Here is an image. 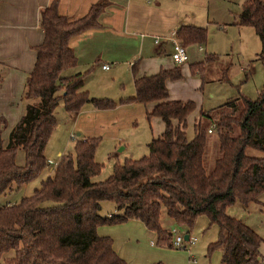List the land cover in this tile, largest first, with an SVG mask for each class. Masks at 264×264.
Returning a JSON list of instances; mask_svg holds the SVG:
<instances>
[{
  "label": "trees",
  "instance_id": "obj_1",
  "mask_svg": "<svg viewBox=\"0 0 264 264\" xmlns=\"http://www.w3.org/2000/svg\"><path fill=\"white\" fill-rule=\"evenodd\" d=\"M106 4L107 0H97L75 20L58 14L55 0L40 11L42 40L33 47V65L23 82V112L4 144L0 136V194L29 182L46 166L43 152L59 101L66 113L78 112L85 104L96 110L116 106L82 90L88 71L60 75L76 63L69 38L97 26ZM237 25L252 28L260 44L256 59L262 65L263 82L255 98L238 94L200 110L187 140L185 117L194 104L167 99L164 84L181 78L179 67L134 77L133 95L120 103H152L146 119L154 116L163 124L162 132L147 143V154L114 164L107 178L94 182L91 178L101 168L93 158L98 138H76L73 153L59 155L38 189L15 204L0 206V264H123L110 237L98 235L96 228L127 220H137L154 233L156 246L173 248L170 229L160 224L161 209L187 235L199 216L215 225L216 238L207 244L205 255L219 249L220 264L259 262L261 238L225 209L234 202H257L264 193V0H244ZM205 34V27L193 25H181L174 33L182 46L204 42ZM189 69L199 73L202 63ZM207 122L216 130L218 152L209 172L202 160ZM248 148L260 155L246 154ZM17 149L23 152L22 165L14 159ZM104 200L112 202L115 214L100 216Z\"/></svg>",
  "mask_w": 264,
  "mask_h": 264
},
{
  "label": "rangeland",
  "instance_id": "obj_2",
  "mask_svg": "<svg viewBox=\"0 0 264 264\" xmlns=\"http://www.w3.org/2000/svg\"><path fill=\"white\" fill-rule=\"evenodd\" d=\"M169 1L174 3L180 1L185 7L182 9L183 13L193 15L194 20L205 26L206 29L204 42L186 45L185 52L188 55V61L183 65H175L179 69L181 68L179 80L182 79L183 84L171 90V93L173 90L175 91L172 93L173 95L181 96L194 104V108L185 117L184 131L187 136H191L192 125L198 119L200 110H208L236 97L238 94L249 99L255 98L263 82L262 65L256 59L260 44L252 28L232 24L233 15L240 11L241 0H190L191 3H188V0ZM199 49L202 51L200 52ZM170 52L168 46L165 53L160 55L165 57ZM200 62L202 63L201 71L196 74L191 73L189 66ZM113 67L115 66H111L108 71H103L94 66L83 79L82 90H86L90 97H106L104 99L114 102L116 106H128V109L120 112L113 118L114 120L111 118L110 125L100 124L98 133L94 135L98 138V143L93 158L101 164L99 173L91 178V181L94 182L107 178L111 174L114 164L121 163L126 158L137 159L146 155L147 143L152 138H156L163 129L162 122L158 118L146 119L144 113L146 107L143 104L120 103V101L127 100L133 95L132 80L130 70L126 72L122 69V71L112 75ZM70 71L71 69L64 70L60 75L67 76ZM202 77L206 79L203 83L200 82ZM53 115L55 125L43 152L46 161H50V164L46 165L29 182L18 188L13 186L0 194V206L15 204L22 197L29 196L33 190L40 187V183L50 174L52 162L56 161L59 155L73 153L72 146L74 140L79 137L77 136L78 131L72 129L68 123L69 114L63 111L60 101L57 103ZM207 126L211 132L207 134V144L202 160L204 170L209 172L213 161L218 157V152L216 130L208 122ZM6 132L9 133L8 130L5 131L4 127L0 128V134H3L2 137L7 140L8 133ZM245 152L251 156L260 155L259 152L249 148ZM14 159L17 164H23L22 150H16ZM257 199V202H250L246 205L234 202L226 207L225 212L243 222L261 238L258 247L259 261L264 262V193L259 195ZM115 212L112 202L107 200L100 202L98 211L100 216L115 214ZM204 223H206V218L201 216L195 225L201 228ZM160 224L162 227L172 224L168 227L169 229L175 228L179 232L181 231L173 225L163 209L160 213ZM115 225H99L97 234L121 238L122 233ZM214 229L212 226L206 237L211 236ZM202 230L196 231L194 236L197 239L201 240ZM214 237L212 235L211 238L214 240ZM219 251V249H214L210 254L213 255L212 259L215 264L219 262ZM194 259L197 263L206 261L198 255H195Z\"/></svg>",
  "mask_w": 264,
  "mask_h": 264
},
{
  "label": "crops",
  "instance_id": "obj_3",
  "mask_svg": "<svg viewBox=\"0 0 264 264\" xmlns=\"http://www.w3.org/2000/svg\"><path fill=\"white\" fill-rule=\"evenodd\" d=\"M51 1L53 0H0V74L2 75L0 118L4 120L5 131L10 130L23 112V103L20 100L23 82L33 65L35 57L33 47L42 40L39 13ZM55 1L58 14L75 20L83 16L90 5L97 0ZM243 1L241 0V3ZM177 2L107 0L106 6L97 18L98 25L69 38L68 44L76 58L75 66L70 68L69 75L90 72L94 66L103 71H108L111 66H115L111 72L112 75L122 69L126 72L130 70L131 80H133L134 77L151 75L161 69L173 68L177 64L170 58L171 52L165 57L160 55L165 53L168 46L171 51V36L181 25L203 26L194 20L193 15L184 14L182 9L185 7L180 1ZM188 3L191 1L188 0ZM238 13L233 15L232 24L237 25ZM155 38L158 39L157 43L153 42ZM174 39L176 40L175 35ZM199 51L201 52L202 49ZM102 64H107L108 68L102 69ZM201 79V83L206 80L204 77ZM164 84L167 89V99L186 101L181 96L173 95L174 90L171 93L176 86H182V79L174 81L167 79ZM144 106L146 107L144 113L149 112L152 103ZM127 109L128 106L119 105L109 110H96L85 104L78 112L68 113L67 121L72 129L78 131V138L94 137L100 129V124L110 125L111 118L114 120L115 116ZM173 124H176L175 121ZM0 135L4 144L6 139L2 137L3 134ZM185 137L188 140L192 135L185 134ZM200 217H197L196 221ZM115 226L122 233L121 238H115L112 235L109 237L112 249L123 260V264H152L154 262L215 264L212 259L213 255H205L207 244L213 241L212 235L215 239L217 234L216 226L209 225L207 219L201 228L194 224L190 232V235L194 236L196 231L203 229L201 240L194 236L195 242L192 245L180 249L156 246L154 233L145 229L143 224L137 220H127ZM169 226L172 224L165 228ZM212 226L215 228L213 233L211 232V236L206 237ZM195 255L201 256L206 261L197 263L194 259Z\"/></svg>",
  "mask_w": 264,
  "mask_h": 264
},
{
  "label": "built area",
  "instance_id": "obj_4",
  "mask_svg": "<svg viewBox=\"0 0 264 264\" xmlns=\"http://www.w3.org/2000/svg\"><path fill=\"white\" fill-rule=\"evenodd\" d=\"M170 40H171V44H172L170 58L172 59V61L177 65L186 62L187 61V55H186L184 46H182L178 41H176L174 39V35L171 36ZM153 42L157 43L158 39L155 38ZM101 68L107 69L108 65L102 64ZM210 131H211L210 128L207 129L208 133H210ZM55 163H56V161L52 162L51 167H53ZM49 164H50V161H46V165L48 166ZM170 233L172 235V246L174 249L185 248L186 246L192 245L195 242V237L191 236V235H187V239L183 240V238H182L183 232H181V231L179 232L175 228H171ZM256 264H264V262L259 261Z\"/></svg>",
  "mask_w": 264,
  "mask_h": 264
},
{
  "label": "water",
  "instance_id": "obj_5",
  "mask_svg": "<svg viewBox=\"0 0 264 264\" xmlns=\"http://www.w3.org/2000/svg\"><path fill=\"white\" fill-rule=\"evenodd\" d=\"M182 238H183V240H186V239H187V234L184 233V234L182 235Z\"/></svg>",
  "mask_w": 264,
  "mask_h": 264
}]
</instances>
